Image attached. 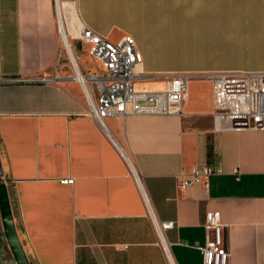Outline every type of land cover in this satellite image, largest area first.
I'll return each mask as SVG.
<instances>
[{
  "label": "crops",
  "instance_id": "0c3cea01",
  "mask_svg": "<svg viewBox=\"0 0 264 264\" xmlns=\"http://www.w3.org/2000/svg\"><path fill=\"white\" fill-rule=\"evenodd\" d=\"M58 14L72 51L89 46L84 28L131 38L139 91L190 75L182 114L108 117L103 129L71 70L40 81L55 78ZM220 72H264V0H0V182L31 264H204L211 212L228 264H264V132L218 130ZM216 164L208 187L179 186ZM147 204L175 223L168 253ZM9 252L0 214V264H17Z\"/></svg>",
  "mask_w": 264,
  "mask_h": 264
},
{
  "label": "built area",
  "instance_id": "2783aa9c",
  "mask_svg": "<svg viewBox=\"0 0 264 264\" xmlns=\"http://www.w3.org/2000/svg\"><path fill=\"white\" fill-rule=\"evenodd\" d=\"M62 27L63 21L58 14L60 37H62ZM80 41L89 45L90 55L102 65L104 72L93 73L91 69L83 64L82 66L75 49L77 61L73 59L61 38V47L55 65V78L40 81H55L59 73L69 68L73 73L72 79L83 88L86 100L84 113L93 118L103 129H106L104 120L108 117L182 114L188 99L190 75L174 76L168 81L167 88L164 90L139 91L135 88V83L142 56L131 38L126 37L114 43L91 29L84 28ZM65 56L68 58L66 59ZM211 76L218 130L264 132V72H220ZM14 81L22 80L15 79ZM25 81L32 82L33 80L26 79ZM221 173L222 168L219 164L196 167L179 179V186L186 188L195 184H203L208 187L210 177ZM147 207L159 240L168 253L164 233L173 229L175 223L154 219L148 204ZM206 229V245L199 247L203 254L204 264H228L230 253L225 244V227L220 213L211 212L207 215Z\"/></svg>",
  "mask_w": 264,
  "mask_h": 264
},
{
  "label": "water",
  "instance_id": "95a60500",
  "mask_svg": "<svg viewBox=\"0 0 264 264\" xmlns=\"http://www.w3.org/2000/svg\"><path fill=\"white\" fill-rule=\"evenodd\" d=\"M4 175L1 156H0V178ZM0 214L3 223L4 233L17 264H31L23 244L20 240L15 217L11 205V198L8 185L0 182Z\"/></svg>",
  "mask_w": 264,
  "mask_h": 264
},
{
  "label": "rangeland",
  "instance_id": "374dc122",
  "mask_svg": "<svg viewBox=\"0 0 264 264\" xmlns=\"http://www.w3.org/2000/svg\"><path fill=\"white\" fill-rule=\"evenodd\" d=\"M62 36V35H61ZM62 38V37H61ZM68 40L70 41V39L68 38ZM62 41H63V44H64V46L66 47V45H65V41L63 40V38H62ZM70 43H71V41H70ZM72 44V43H71ZM72 47H73V45H72ZM73 49H75L76 50V52H77V54H78V56H80L81 58H82V61H83V63L85 64V65H88L92 70H95V71H98V70H100L101 68H100V63L95 59V58H93L91 55H90V47L89 46H83L82 47V49L81 48H79V49H77V48H74L73 47ZM66 57V59L68 58L67 56H65ZM66 61H68V60H66ZM81 65H82V63H81ZM83 66V65H82ZM69 69V68H68ZM69 71H70V69H69ZM5 176V173H4V175H3V177ZM2 177V178H3ZM2 178H0V179H2ZM13 257V255H12V252H11V250H10V252H9V258H12Z\"/></svg>",
  "mask_w": 264,
  "mask_h": 264
},
{
  "label": "bare ground",
  "instance_id": "6f19581e",
  "mask_svg": "<svg viewBox=\"0 0 264 264\" xmlns=\"http://www.w3.org/2000/svg\"><path fill=\"white\" fill-rule=\"evenodd\" d=\"M62 38H63V40H64L63 28H62ZM64 41H65V45H66V49H67L68 53L70 54V56H71L73 59L76 60V54H75L74 49H73V51H72V49L69 47L67 41H66V40H64ZM76 61H77V60H76Z\"/></svg>",
  "mask_w": 264,
  "mask_h": 264
},
{
  "label": "trees",
  "instance_id": "16d2710c",
  "mask_svg": "<svg viewBox=\"0 0 264 264\" xmlns=\"http://www.w3.org/2000/svg\"><path fill=\"white\" fill-rule=\"evenodd\" d=\"M1 180V179H0Z\"/></svg>",
  "mask_w": 264,
  "mask_h": 264
}]
</instances>
